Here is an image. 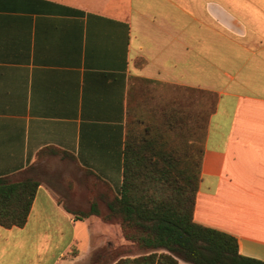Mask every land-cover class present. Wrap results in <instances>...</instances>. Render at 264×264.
<instances>
[{
    "label": "crops",
    "instance_id": "obj_1",
    "mask_svg": "<svg viewBox=\"0 0 264 264\" xmlns=\"http://www.w3.org/2000/svg\"><path fill=\"white\" fill-rule=\"evenodd\" d=\"M205 97L192 220L264 263V0H0V177L39 182L0 264L123 243L70 212L119 189L136 122H204Z\"/></svg>",
    "mask_w": 264,
    "mask_h": 264
},
{
    "label": "trees",
    "instance_id": "obj_2",
    "mask_svg": "<svg viewBox=\"0 0 264 264\" xmlns=\"http://www.w3.org/2000/svg\"><path fill=\"white\" fill-rule=\"evenodd\" d=\"M206 104L204 122H136L141 131L126 134L119 189L94 184L88 207L70 212L117 225L123 239L93 250L87 264H264L240 255L233 236L192 220ZM38 184L0 177L1 227L25 224Z\"/></svg>",
    "mask_w": 264,
    "mask_h": 264
},
{
    "label": "rangeland",
    "instance_id": "obj_3",
    "mask_svg": "<svg viewBox=\"0 0 264 264\" xmlns=\"http://www.w3.org/2000/svg\"><path fill=\"white\" fill-rule=\"evenodd\" d=\"M205 101H206V103H207V104L205 103L206 106H207V107H210V104H211V100H210V98L207 99V97H205ZM69 252H71V250H70ZM82 261H85V259H84L83 257H82ZM82 261H81V262H82Z\"/></svg>",
    "mask_w": 264,
    "mask_h": 264
}]
</instances>
